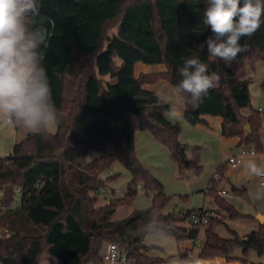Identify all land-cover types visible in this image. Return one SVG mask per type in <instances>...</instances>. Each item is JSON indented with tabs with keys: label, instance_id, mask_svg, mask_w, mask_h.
<instances>
[{
	"label": "trees",
	"instance_id": "16d2710c",
	"mask_svg": "<svg viewBox=\"0 0 264 264\" xmlns=\"http://www.w3.org/2000/svg\"><path fill=\"white\" fill-rule=\"evenodd\" d=\"M205 8L204 0H40L41 16L54 22L46 23L49 39L42 50L59 123L54 133H28L9 157L0 158V208L5 209L0 225L14 232L0 235V264H36L45 254L57 264H102L100 251L109 242L127 254V261L166 264L146 252L144 237L154 226L178 242L198 239L205 228L198 253L204 260L224 257L227 262L264 264L248 259L250 250L264 255V222L245 236L227 224L231 237H224L217 230L220 221L206 212L207 223L191 221L194 209L164 212L169 198L164 186L135 153L136 133L147 130L169 147L181 169H201L179 151L185 147L179 141L181 123L167 115L172 106L144 87L160 79L176 87L182 57L199 58L209 74L220 77L198 107L185 104L183 117L193 125H208L204 115L219 116L224 137H239V148L264 153V111L243 115L251 104L250 80L209 57L203 45L212 35L203 24ZM240 43L245 49L237 58L251 64L264 59V24ZM138 62L164 63L167 70L136 75ZM261 86L264 90V79ZM106 143L114 145L113 153L88 159L93 148ZM115 161L129 170L132 183L124 196L95 206L105 186L100 175ZM227 169L228 163L219 165V184L211 179L207 190L234 218L240 213L215 190L222 180L230 183ZM230 184L233 193L247 197L246 186ZM140 187L152 192L153 205L114 219L119 208L132 205ZM17 190L21 205L11 209ZM183 220L189 225L179 224ZM237 247L243 249L241 257L234 255Z\"/></svg>",
	"mask_w": 264,
	"mask_h": 264
},
{
	"label": "rangeland",
	"instance_id": "374dc122",
	"mask_svg": "<svg viewBox=\"0 0 264 264\" xmlns=\"http://www.w3.org/2000/svg\"><path fill=\"white\" fill-rule=\"evenodd\" d=\"M156 69L153 67V71H161L166 68ZM238 77L241 79H249V90L251 96V104L242 110V114L248 116L253 110L259 107H264V90L261 83L264 79V59H258L253 64L248 60H242L236 57L230 64H228ZM136 67V72L138 73ZM146 89L152 87L158 89V93L163 99L165 97H174L172 88H176L168 81L161 80L158 84H149L144 86ZM171 87V88H169ZM169 88L170 91H167ZM169 95V96H167ZM169 117V116H168ZM170 120L181 124V133L179 135V141L185 147L184 153L186 159H191L197 162L201 169L197 171L195 167L188 169H181L178 161L173 158L168 146L160 143L156 140L153 133L147 130H139L135 137V153L138 160L142 165L148 169V171L160 180L164 186V190L168 195V201L165 204L164 212L183 213L187 210H204L206 213L214 216L220 221L218 225V232L224 237H231V229L236 230L241 236L258 229L259 219L257 217L260 211H264V203L255 202L249 199L253 190L254 181L250 180L247 176L245 185L247 187V197L235 194L232 191V186L227 180H222L215 190L217 196L224 197L236 210L240 213L239 216L231 218L228 211L222 206L216 204V199L211 196L207 188L210 180L213 179L215 184H219L214 179L217 174L218 167L221 163H225L228 155L236 151L232 145L233 139L230 137H223L219 128L215 125H193L189 123L184 117L171 118ZM248 123V122H247ZM249 124V123H248ZM57 129V125L48 129V132L54 133ZM249 131V128H245ZM28 132L22 128L14 127L11 124L0 121V158L9 157L14 149L16 143H20ZM115 151V147L111 143H106L102 148H93L89 154L88 159L109 155ZM261 154L257 152V155ZM257 155L249 158H256ZM243 164H239L233 168L228 164L226 171V177L231 178L234 182L243 181L242 176L239 173L242 171ZM109 172H112L109 174ZM105 183V186L100 191L99 198L95 202V206H99L107 203L114 197H122L126 193L129 185L132 183V175L129 170L119 161L113 162L107 167L100 175ZM226 189L232 193V197L223 196L219 193V190ZM91 194H95L93 191ZM1 198V193H0ZM21 193L16 191L15 200L10 206L11 209L18 208L21 205ZM153 205V194H149L145 189L140 187L138 189L137 196L128 207L119 208L114 219H121L128 216L135 210L144 209ZM4 208H0V212L4 211ZM179 224L189 225L188 220L180 221ZM6 225H0V235L10 236L11 231L8 230ZM205 239V228L200 230L198 240L193 241L194 250L193 255L186 254L185 247L191 245V241H184L179 243L177 239L171 235L166 234L163 231H159L154 235H146L144 237V243L148 246L146 252L152 256L162 257L166 264L168 258L171 256L178 257H195L202 247V243ZM100 251V254L104 251V247ZM243 252L242 247H237L234 251L236 257H241ZM248 259L254 262L264 263V255H258L255 250H250ZM242 264L240 261L227 262L222 258L211 259L209 264ZM36 264H57V260L49 255H43ZM105 264V263H102ZM117 264H135L133 260L129 259L126 262H119Z\"/></svg>",
	"mask_w": 264,
	"mask_h": 264
},
{
	"label": "clouds",
	"instance_id": "9594fccd",
	"mask_svg": "<svg viewBox=\"0 0 264 264\" xmlns=\"http://www.w3.org/2000/svg\"><path fill=\"white\" fill-rule=\"evenodd\" d=\"M203 24L211 30L203 45L209 57L230 64L245 49L240 43L253 36L264 24V0H204ZM47 24L54 23L40 14V0H0V121L44 134L59 123V112L45 67L49 39ZM182 77L176 86V100L168 116H181L176 104L198 107L210 89L217 86V73L209 74L208 65L199 58H183ZM242 172L253 180L249 197L264 203V161L241 153ZM155 226L146 231L154 235ZM167 264H206L199 257L171 256Z\"/></svg>",
	"mask_w": 264,
	"mask_h": 264
},
{
	"label": "built area",
	"instance_id": "2783aa9c",
	"mask_svg": "<svg viewBox=\"0 0 264 264\" xmlns=\"http://www.w3.org/2000/svg\"><path fill=\"white\" fill-rule=\"evenodd\" d=\"M259 110L261 112L264 111V107H259ZM244 152H247L249 154V157H253L257 155V151L254 149L248 147H240L235 152H231L228 155V158L226 159L225 163H228L233 168L237 167L239 164L243 163V161L240 159V156L241 153ZM111 173L112 172H109V174ZM214 179L219 181L221 179V176L219 174H215ZM219 193L223 196L232 197V193L228 192L226 189L219 190ZM190 219L193 223H207L208 221V218L204 210L193 212L191 214ZM193 250L194 247L188 249V254L193 255ZM102 257L106 264H117L119 262L127 261V254L125 252H121L119 246L114 242H109L106 244L104 251L102 252Z\"/></svg>",
	"mask_w": 264,
	"mask_h": 264
},
{
	"label": "crops",
	"instance_id": "0c3cea01",
	"mask_svg": "<svg viewBox=\"0 0 264 264\" xmlns=\"http://www.w3.org/2000/svg\"><path fill=\"white\" fill-rule=\"evenodd\" d=\"M162 64H164V63H161V64H145V63H141V62H138V63H136V65H135V69H136V67H138L137 68V71H138V73L136 72V70H135V74L136 75H139L140 73H157V72H163V71H166L167 70V67L164 69V70H161V71H156V72H147V71H153L154 70V68L153 67H155L156 66V69H158V68H160V69H162V68H164V66L162 65ZM165 65V64H164ZM166 66V65H165ZM161 80H164V79H160L159 81H157V84L161 81ZM165 81H167V80H165ZM149 84H151V83H147V84H145V85H149ZM155 84V83H154ZM144 85V86H145ZM172 85V84H171ZM169 88H171V87H169ZM169 88H166L167 89V91H170L169 90ZM149 90H152V91H155L158 95H160L159 93H158V89H153L152 87H149L148 88ZM170 92H172L173 94H174V97L172 98H170V97H165L164 99L161 97V96H159V98H160V102L162 103V104H170L172 107H173V101H175L176 100V88H172V91H170ZM167 96H169V95H167ZM176 107H178L179 108V110H180V112L182 113V115L181 116H178V118H181V117H183V112H184V109H185V104H176L175 105ZM204 118L208 121V125H204V126H216L217 128H219V130H220V133H222V122H223V119L221 118V117H219V116H211V115H204ZM197 125H203V124H197ZM223 136V135H222ZM224 137V136H223ZM231 139H233V142H232V145H234V148H237V149H239V147L237 146V142L239 141V137H230ZM236 149V150H237ZM233 152H235V151H233ZM254 159H256L257 161H264V153H261V154H258L257 155V157L256 158H254ZM243 164V163H242ZM242 166V165H241ZM243 175V176H242ZM239 176H242V178H244V179H242L243 181L241 182V181H238V182H234L231 178H229V177H227L228 179H229V181H230V183H232V184H235L236 186H238V187H241V186H243V185H245L244 183H245V180L247 179V175H245V174H243V172L241 171L240 173H239ZM247 181V180H246ZM259 213H264L263 211H260ZM258 213V214H259ZM259 221V220H258ZM188 241H191V245L190 246H187V247H185V251H186V254H188V249H190V248H192V247H194V244H193V240H188ZM179 243H183V242H179ZM203 244V243H202ZM202 248V247H201ZM189 255V254H188ZM215 258H222V259H225L224 257H215ZM212 259H214V258H212ZM210 260L211 259H207V260H205L206 261V264H209V262H210ZM226 260V259H225ZM228 264V263H227Z\"/></svg>",
	"mask_w": 264,
	"mask_h": 264
},
{
	"label": "water",
	"instance_id": "95a60500",
	"mask_svg": "<svg viewBox=\"0 0 264 264\" xmlns=\"http://www.w3.org/2000/svg\"><path fill=\"white\" fill-rule=\"evenodd\" d=\"M245 127H246V128H249V130H251V127H250L249 124H246ZM179 151H180L181 155L183 156V155H184L183 147H181V148L179 149ZM257 217H258V219H259V221H260L261 223L264 222V213H259V214L257 215ZM11 234H14V232L12 231ZM242 239H246V237H243Z\"/></svg>",
	"mask_w": 264,
	"mask_h": 264
}]
</instances>
